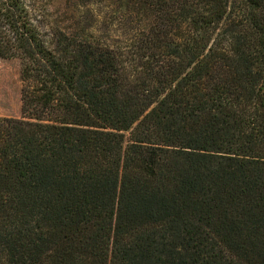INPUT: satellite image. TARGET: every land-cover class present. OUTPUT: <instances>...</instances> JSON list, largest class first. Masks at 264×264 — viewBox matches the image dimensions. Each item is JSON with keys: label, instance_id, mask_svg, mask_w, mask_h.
I'll list each match as a JSON object with an SVG mask.
<instances>
[{"label": "trees", "instance_id": "16d2710c", "mask_svg": "<svg viewBox=\"0 0 264 264\" xmlns=\"http://www.w3.org/2000/svg\"><path fill=\"white\" fill-rule=\"evenodd\" d=\"M128 50L0 0V264H264V0H141Z\"/></svg>", "mask_w": 264, "mask_h": 264}, {"label": "rangeland", "instance_id": "374dc122", "mask_svg": "<svg viewBox=\"0 0 264 264\" xmlns=\"http://www.w3.org/2000/svg\"><path fill=\"white\" fill-rule=\"evenodd\" d=\"M51 23L92 45L128 50L143 43L155 11L141 0H42ZM21 67L0 60V117H21Z\"/></svg>", "mask_w": 264, "mask_h": 264}]
</instances>
